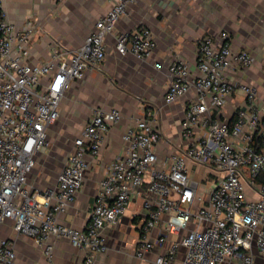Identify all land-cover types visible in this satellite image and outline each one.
<instances>
[{"label": "built area", "instance_id": "obj_1", "mask_svg": "<svg viewBox=\"0 0 264 264\" xmlns=\"http://www.w3.org/2000/svg\"><path fill=\"white\" fill-rule=\"evenodd\" d=\"M136 1L114 0L80 47L55 49L49 60L32 63L30 48L40 29L38 21L30 19L18 29L0 0V228L11 220L17 233L33 238L50 258L51 238L68 239L83 251L84 264H96L97 254L108 249L105 228L115 225L144 192L148 215L138 257L158 245L162 250L155 264H264V103L258 87L245 79L256 62L253 53L235 49L227 31L200 37L195 73L181 56L167 64L171 82L166 102L193 92L181 122L187 146L170 157L167 168L156 166L164 134L155 112L148 111L124 133L127 152L109 165L100 181L87 227L60 222L59 215L84 185L91 167L87 155L99 154L109 127L123 117L117 107L96 108L74 140L57 187L35 190L28 185L71 81L82 78L87 69L101 67L108 36ZM156 46L153 30L145 25L115 37L121 54L143 58ZM235 92L244 99L233 117L225 118V106ZM190 164L202 170L201 181L214 173L213 182L207 186L194 179ZM161 221L162 231L153 240L151 230ZM169 235L178 239L169 241ZM0 264H16L13 239L0 237Z\"/></svg>", "mask_w": 264, "mask_h": 264}, {"label": "crops", "instance_id": "obj_2", "mask_svg": "<svg viewBox=\"0 0 264 264\" xmlns=\"http://www.w3.org/2000/svg\"><path fill=\"white\" fill-rule=\"evenodd\" d=\"M1 2L8 19L18 29L30 19L38 21L40 29L32 41L29 60L39 63L49 60L55 49L71 51L80 47L87 35L95 30L97 20L112 8L114 0ZM142 25L149 26L155 34L157 46L154 52L143 58L117 52L115 37ZM222 31L231 35V45L235 49L253 53L256 62L247 71L245 79L258 87L260 102L264 103V0H137L128 6L126 14L108 36V51L103 64L100 68L87 69L82 78L71 81L60 103V126L53 127L55 121L47 131L48 139L50 135L67 138L70 153L75 138L81 134L94 109L117 107L123 115L120 122L109 127L99 154L95 157L87 155L91 167L84 185L73 204L59 215L60 222L78 229L87 227L100 181L109 165L127 152L124 133L129 127L134 128L137 120L146 116L148 111L155 112L164 134L163 141L157 146L158 168H167L170 157L186 148L181 122L193 92L173 103L166 102L171 82L167 64L181 56L195 73L200 37L219 35ZM156 63H162L163 67L158 68ZM243 99L242 93L238 92L230 96L224 117L232 118L236 105ZM46 150L44 148L36 156V165L40 155H47ZM67 157L62 158L60 171ZM45 160L41 169L35 173V165L29 175L28 185L32 189L57 187L59 173L52 171L51 161ZM189 166L192 177L200 179L202 170L192 164ZM144 196L142 192L135 197L119 221L105 228L108 249L97 254L96 264H155V256L162 250L158 245L142 258L136 255L142 225L148 215L143 204ZM12 224L8 220L1 226L0 237L15 241L16 264H84L83 251L68 239L51 238L54 253L50 258L33 238L17 233ZM163 225V221L157 223L151 230V239L160 235ZM168 237L169 241L178 239L176 235ZM183 252L181 248L178 260Z\"/></svg>", "mask_w": 264, "mask_h": 264}, {"label": "rangeland", "instance_id": "obj_3", "mask_svg": "<svg viewBox=\"0 0 264 264\" xmlns=\"http://www.w3.org/2000/svg\"><path fill=\"white\" fill-rule=\"evenodd\" d=\"M60 126V121H56L53 127ZM64 135H66L64 133ZM47 149V150H46ZM46 150V154H42L38 157L37 159V165L34 169V172L36 173L37 170L41 169L43 166V162L45 161H51L52 162V171H54L55 173H59L60 172V166L63 164L61 162L62 158L66 159L70 148L68 147V139L65 137H61L60 135H57L56 137H52L51 135L49 136L48 139V144L45 147ZM54 156V158H53ZM52 157V158H51ZM62 169V168H61ZM59 170V171H58ZM215 178V174L214 173H207V177L203 179V181H201V177H200V181L202 183H204L205 185L209 186L213 180Z\"/></svg>", "mask_w": 264, "mask_h": 264}, {"label": "trees", "instance_id": "obj_4", "mask_svg": "<svg viewBox=\"0 0 264 264\" xmlns=\"http://www.w3.org/2000/svg\"><path fill=\"white\" fill-rule=\"evenodd\" d=\"M261 181H263V182H264V179H263V180H261Z\"/></svg>", "mask_w": 264, "mask_h": 264}]
</instances>
